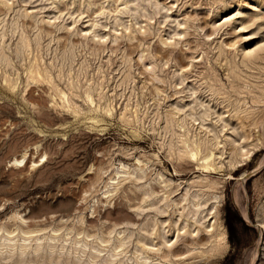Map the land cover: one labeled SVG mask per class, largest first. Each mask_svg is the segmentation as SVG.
<instances>
[{
    "label": "rangeland",
    "instance_id": "374dc122",
    "mask_svg": "<svg viewBox=\"0 0 264 264\" xmlns=\"http://www.w3.org/2000/svg\"><path fill=\"white\" fill-rule=\"evenodd\" d=\"M0 264H264V0H0Z\"/></svg>",
    "mask_w": 264,
    "mask_h": 264
},
{
    "label": "bare ground",
    "instance_id": "6f19581e",
    "mask_svg": "<svg viewBox=\"0 0 264 264\" xmlns=\"http://www.w3.org/2000/svg\"><path fill=\"white\" fill-rule=\"evenodd\" d=\"M23 158L24 157H22V159H20V160H16V162L18 163V164H21V162H22V160H23ZM188 158H192V159H194L195 158V153H189V155H188ZM200 167H202V168H204V169H206V170H208V169H212V167H211V164L210 163H208V162H205L204 164L203 163H201V166ZM195 206H198V204H196ZM194 209H195V207H194ZM195 212H196V214H198V215H203L202 214V210H200V208H197L196 210H195ZM194 215V214H193ZM195 220V222H199V219H194ZM190 226H194V222L192 221L190 224L188 223V227L185 229V230H183V231H181L182 233H189V235H192V236H194L195 234H197L198 233V231H199V229L198 228H196L195 226L192 228V229H190ZM185 227V226H184ZM206 231H207V235H208V237H210L213 241H215V238H216V236H215V238H214V235H213V229L212 228H208V229H205ZM179 230L177 231V233H176V237L179 235V233H181ZM225 239H226V235H225V233L224 232H222V234H219V237H218V239L216 240V241H221V242H219V243H222V242H224L225 241ZM224 244H225V242H224ZM222 246H224V245H222ZM220 247V246H219ZM219 247H217L216 246V244H215V246H212V249H211V251H212V255L213 256H215V255H217V254H220L221 253V249H222V247H221V249L219 248ZM224 249H222V251H223Z\"/></svg>",
    "mask_w": 264,
    "mask_h": 264
},
{
    "label": "trees",
    "instance_id": "16d2710c",
    "mask_svg": "<svg viewBox=\"0 0 264 264\" xmlns=\"http://www.w3.org/2000/svg\"><path fill=\"white\" fill-rule=\"evenodd\" d=\"M232 214H235L237 216L236 220L241 221V222L243 221L241 217L236 212L232 211L230 207L226 208L225 224L227 226L228 236H229L230 241L233 240L235 236V231H236V223L232 218Z\"/></svg>",
    "mask_w": 264,
    "mask_h": 264
}]
</instances>
